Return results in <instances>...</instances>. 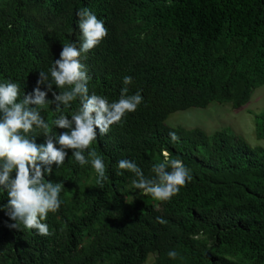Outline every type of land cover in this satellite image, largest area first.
Segmentation results:
<instances>
[{"label":"trees","instance_id":"obj_1","mask_svg":"<svg viewBox=\"0 0 264 264\" xmlns=\"http://www.w3.org/2000/svg\"><path fill=\"white\" fill-rule=\"evenodd\" d=\"M83 8L108 29L81 57L90 94L116 101L131 76L129 94L140 91L143 102L92 145L106 165L102 187L70 151L45 175L63 183L61 207L45 221L52 235L10 229L15 222L0 211V264H141L148 256L149 264H264V146L224 129L165 123L172 112L212 102L238 108L264 85V0H0V82L19 84L22 98L40 71L51 80L63 45L79 47ZM78 106L63 111L70 118ZM54 108L41 113L49 122ZM253 134L264 141V112L254 114ZM165 153L193 177L168 202L143 195L134 174L118 169L128 159L153 178ZM7 199L0 191V204Z\"/></svg>","mask_w":264,"mask_h":264},{"label":"clouds","instance_id":"obj_2","mask_svg":"<svg viewBox=\"0 0 264 264\" xmlns=\"http://www.w3.org/2000/svg\"><path fill=\"white\" fill-rule=\"evenodd\" d=\"M76 15L81 34L79 47L76 42L63 45L59 58L53 60L49 69L51 80L49 74L40 71L35 87L31 92L25 91L22 98L19 84L0 82V191L8 197L6 204H0V211L15 222L8 224L10 229L19 230L22 224L25 229L36 230L45 237L52 235L45 221L49 213L60 209L63 191L62 182L46 180L45 175H51L54 167L62 166L70 151L81 167L91 164L96 183L102 187L108 178L106 165L92 145L99 136L107 135L111 126L121 125L143 102L140 91L129 94L131 76L123 77L124 86L116 101L110 102L95 92L90 94L91 77L81 57L102 43L108 29L88 8L79 10ZM75 101L79 106L69 118L63 110L71 109ZM48 105H55L59 113L50 122L41 114L47 111ZM53 126L64 131L54 133ZM38 130L44 138L42 143L37 142ZM168 135L173 142L179 140L174 131ZM164 155V161L152 167L153 178L145 177L142 169L128 159H121L118 169L134 174L132 186L143 195L168 202L193 177L182 160ZM157 222L167 223L161 217H157ZM177 255L175 250L168 252L171 259Z\"/></svg>","mask_w":264,"mask_h":264},{"label":"rangeland","instance_id":"obj_3","mask_svg":"<svg viewBox=\"0 0 264 264\" xmlns=\"http://www.w3.org/2000/svg\"><path fill=\"white\" fill-rule=\"evenodd\" d=\"M264 112V85L253 90L248 101L232 108L227 103H209L205 108H187L167 115L168 126L184 128L198 127L210 133L215 129H224L242 137L252 148L264 146V141L256 140L253 134L254 114ZM148 256L141 264H149Z\"/></svg>","mask_w":264,"mask_h":264}]
</instances>
